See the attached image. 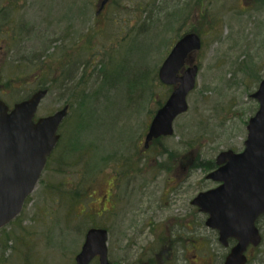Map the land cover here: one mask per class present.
<instances>
[{
	"label": "rangeland",
	"instance_id": "obj_1",
	"mask_svg": "<svg viewBox=\"0 0 264 264\" xmlns=\"http://www.w3.org/2000/svg\"><path fill=\"white\" fill-rule=\"evenodd\" d=\"M111 1L96 17L99 0H0V98L18 93L19 101L56 79L35 118L69 107L57 151L20 215L0 230V264H75L91 228L108 232L114 264H136L172 230L188 237L184 257L193 264H214L224 253L191 202L218 186L206 179L218 155L244 149L258 109L251 96L264 79V0ZM190 32L201 48L193 54L198 73L187 112L175 118L171 136L150 142L141 157L152 117L172 91L158 81V69ZM77 49L89 51L75 57L80 68H62L60 54ZM70 144L85 152L67 163ZM125 160H137L135 174L126 172L130 178L112 187L115 210L98 215L111 187L106 178L117 165L123 175ZM73 188L90 196L74 215L59 192ZM257 227L261 243L248 264H264V217Z\"/></svg>",
	"mask_w": 264,
	"mask_h": 264
},
{
	"label": "water",
	"instance_id": "obj_2",
	"mask_svg": "<svg viewBox=\"0 0 264 264\" xmlns=\"http://www.w3.org/2000/svg\"><path fill=\"white\" fill-rule=\"evenodd\" d=\"M200 47L199 37L187 34L160 66L159 81L173 90L156 111L144 148L154 139L171 136L173 121L187 112L186 97L195 88L198 73L193 54ZM185 62L189 67L181 72ZM46 95L47 90H38L11 108L0 100V229L21 213L59 141L58 129L68 115V106H64L50 116L35 119ZM251 98L258 109L248 120L244 149L240 153H220L217 170L206 176L218 186L200 193L191 202L207 215L205 226L217 232L219 243L227 246L229 239L236 241L224 264H245L247 248L261 243L256 221L264 214V79ZM106 242V230L89 229L75 264H89L94 258L99 264H109Z\"/></svg>",
	"mask_w": 264,
	"mask_h": 264
},
{
	"label": "flooded vegetation",
	"instance_id": "obj_3",
	"mask_svg": "<svg viewBox=\"0 0 264 264\" xmlns=\"http://www.w3.org/2000/svg\"><path fill=\"white\" fill-rule=\"evenodd\" d=\"M111 2L112 1L109 0L108 2H105V4L103 6H102L103 3L99 4L97 6L96 11H95V16L101 17L104 14L107 6L109 5V3L111 4ZM77 3H79V2H77ZM0 13H1V10H0ZM81 42L82 41H80V43ZM62 49L64 50V47H62ZM78 51H79V49H77L75 51H71L67 55H65L64 52L61 53L60 57H59V60L61 59V63H60L61 67L65 68V69H72V68H68V67L77 66V68H80V66L78 65V60L75 57L76 56H82V54H88L89 51L87 53L81 52L79 54L77 53ZM79 64L81 65V69H83V67H85L84 62H79ZM153 142L151 143V145L153 144ZM154 144H157V141L154 142ZM151 145L147 149L142 147V151H141L139 156L143 157L148 152V150L151 148ZM136 162H137V160L135 162L130 161V160H129V162H127V160H125L123 165H122V167H124V168L120 169V170H124L125 173L123 175H120V173L118 171V165H117V167L114 169V171H112L111 174H109L108 178H106L107 185H111V187H110V189L107 190L106 195L103 196L106 198V202L104 201L103 205L100 202L98 205V210L96 212L98 215L107 214V213L115 210L116 204L112 202V200H113L112 187L114 186V188H116L118 186L117 184L120 183V178H122V177L130 178V176H128L126 172H134V174H135L136 170L134 168L137 166V164H134V163H136ZM129 163H131V164H129ZM114 188H113V191H114ZM108 203H110L111 206H106ZM204 216L207 217V215H204ZM263 217H264V214H262L257 219L256 224H258L259 221ZM148 223H149L148 228L154 227L153 224H151L150 222H148ZM204 226H205V223H204ZM191 227L192 226L186 225L185 228L182 227V229H185L186 232L188 233V232H191ZM214 232H216V231H214ZM216 235H217V237H216L217 243L223 248L224 253H222L220 255V257H216L218 259V262L215 261L214 264H224L226 257L228 256L231 248L233 246H235L236 241L233 239H229L227 241V246H223L221 243H219L217 232H216ZM107 236H108V232H107ZM188 243H189V239L187 236H186V240H184V239H182L181 236L175 234V231L173 232V230H172L171 235L168 236V239H164V240L157 239V246L156 247L148 248L147 250H144L140 260L137 261L136 264H191L193 261L192 262L187 261V259L184 257L185 252H186L187 247H188ZM253 249H255V247L249 246L247 248V250L245 252V258H246L245 264H248L250 253ZM108 256H109V252L107 249V258H108ZM143 257H146V259H143ZM124 260L125 259H121L122 264H124V262H126ZM92 261L95 262L96 264H99V261L97 258H94ZM108 261H109V264H114V263H111L109 259H108ZM202 264H205V262H202Z\"/></svg>",
	"mask_w": 264,
	"mask_h": 264
},
{
	"label": "trees",
	"instance_id": "obj_4",
	"mask_svg": "<svg viewBox=\"0 0 264 264\" xmlns=\"http://www.w3.org/2000/svg\"><path fill=\"white\" fill-rule=\"evenodd\" d=\"M52 84L54 85V84H56V79H55V81L54 80H52L51 81V84H50V86H47L46 84H42V85H40V87H39V89H48V90H50L51 89V87H52ZM61 85H64V82L63 83H61ZM13 97L12 98H14L15 96V98H14V100H12V98H11V101H6L7 103H9V102H12V101H14L15 103H17V102H20V101H22V100H24V99H27L29 96H21V99L19 100V101H16V99L18 98V93H15V94H13L12 95ZM1 99V98H0ZM2 100V99H1ZM5 102V101H4ZM5 102V103H6ZM6 103V104H7ZM8 105V104H7ZM161 105V104H160ZM63 127V125L61 126V128ZM60 141H61V137H60V140H59V142H58V144H60ZM157 140H155V142H156ZM57 144V148L54 150V152L52 153V155H51V159H52V156H53V154H55V152L57 151V149H58V145ZM70 147H72V148H74V149H68L69 148V146H68V148H66L65 149V151H66V155L64 156V158H65V161L67 162V163H71V161L72 160H70L72 157H73V154H75L76 152L77 153H80V155H83V152H85V151H81V150H83L82 148H75V146H72L71 144H70ZM49 158V159H50ZM92 160L93 159H91V157H90V162H92ZM101 160H103V158H101ZM82 164H84V169H85V171H87V169H88V166H86L87 164H88V162L86 161V162H84V163H82ZM81 164V165H82ZM77 166H80V164H78ZM207 167V169H209V168H211L212 166H210V165H207L206 166ZM89 169H90V167H89ZM60 186H62L63 188H66V186H64V185H60ZM60 193H61V195L63 196V200H64V202L66 203V204H68V206H69V212L71 213V214H73L74 215V212H75V210H74V208L76 207L75 205H79V204H81L82 203V205H83V208H84V204H85V202H87V200H89V198H90V196H89V194L87 193V191H84L83 192V190L82 189H80V188H73L71 191H69V190H62V191H59ZM87 204H88V202H87ZM85 209V208H84ZM82 210L81 211V214L83 213L84 214V212H85V210Z\"/></svg>",
	"mask_w": 264,
	"mask_h": 264
}]
</instances>
